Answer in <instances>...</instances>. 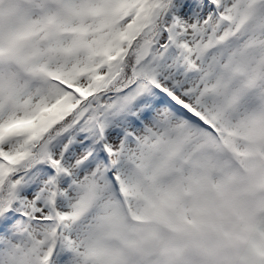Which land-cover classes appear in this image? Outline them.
<instances>
[{
  "label": "snow or ice",
  "instance_id": "obj_1",
  "mask_svg": "<svg viewBox=\"0 0 264 264\" xmlns=\"http://www.w3.org/2000/svg\"><path fill=\"white\" fill-rule=\"evenodd\" d=\"M0 264H264V0H0Z\"/></svg>",
  "mask_w": 264,
  "mask_h": 264
}]
</instances>
